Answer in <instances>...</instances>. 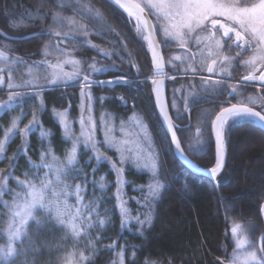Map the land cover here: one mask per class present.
Returning a JSON list of instances; mask_svg holds the SVG:
<instances>
[{"label": "trees", "instance_id": "16d2710c", "mask_svg": "<svg viewBox=\"0 0 264 264\" xmlns=\"http://www.w3.org/2000/svg\"><path fill=\"white\" fill-rule=\"evenodd\" d=\"M133 25L126 12L106 0H0V43H8L14 54L26 59L51 62L73 54L95 80L124 77L137 81L153 75L151 55ZM94 61L106 71L94 75L88 71ZM196 83L206 98L196 102L190 121L187 116L174 120L182 127L177 133L186 155L208 170L216 162L211 126L225 107L220 101L228 100V86L209 90ZM134 86L135 91L117 85L114 89L92 88V92L95 114L106 111L118 119L128 114L119 106L117 94L129 100L137 94L138 107L128 113L141 109L162 134L167 148L166 183L159 199L148 202L150 175L132 168L124 173V201L135 214L138 210L149 214L151 223L142 228L125 226L115 196L116 153L104 147L106 162H97L90 150L82 151L76 166L79 171L63 179L86 189V200L100 206L99 224L89 235L77 238L56 219L38 212L16 244L14 257L0 264H64L73 252L85 253L86 264H226L221 259L231 260L237 233H250L254 241L260 238L264 230V129L253 121L230 124L225 135V169L215 183L193 174L176 159L156 111L152 85ZM172 86L168 85V94ZM45 89L23 96L0 116V142L13 122L20 120V128L28 127L34 113L37 121L31 127L34 130L25 136L17 134L9 142L0 160V244L6 243L4 233L15 195L23 191L21 184L40 180L38 176L47 171L49 152L65 158L70 149L54 111L70 105L71 114L76 113V103L71 102L68 90ZM241 144L247 145L245 153L239 152ZM103 177L111 184L106 192L99 188ZM101 221L106 222L104 227Z\"/></svg>", "mask_w": 264, "mask_h": 264}, {"label": "rangeland", "instance_id": "374dc122", "mask_svg": "<svg viewBox=\"0 0 264 264\" xmlns=\"http://www.w3.org/2000/svg\"><path fill=\"white\" fill-rule=\"evenodd\" d=\"M134 1L149 13L155 25L164 53L168 84L173 85L169 93V103L170 113L175 120L179 121L187 116L190 121L191 109L196 102L206 98L205 94L197 90L196 82L201 83V89L203 86V89L207 88L209 90L220 89V87L226 85L228 86L227 99H231L227 101L232 104L254 107L264 114V85L255 87L252 85L240 86L239 84L243 68H247L248 74L255 75L264 69V45L246 36L249 39V43L245 45L246 47L237 51L240 54V56H237L233 53L234 51L230 48L228 42L220 35L213 36L211 34L209 22L206 25L208 31L203 29L196 30L199 33V42L195 39L196 33H193V38L189 39L188 45L183 47L178 39L169 35V33L175 31L172 27L175 21L167 18V15L171 13L166 5L171 0ZM220 2L226 5L239 3L241 6H251L253 3H259V0H220ZM122 11L128 15L131 13L130 18L134 23L133 32L144 42L148 53L152 56L150 44L152 48L154 47L146 23L137 14L136 16L134 12ZM171 12H175V9H172ZM212 19L223 21L228 26L235 25L224 16H215ZM234 27L239 30L238 25ZM8 45V43H0V53L8 55L7 60L0 61V70H5L4 72L0 71V76L4 75L0 88V105H4V107L0 108V116L11 109L16 104V101L23 96L39 93L46 90V87L68 90L71 102L76 103L77 111L71 114L73 109L70 105L65 110L57 109L54 111V118L62 126L64 138L69 142L70 149L65 158H57L53 156L52 152H49L51 158L47 164V171L38 176L37 179L40 180L38 182L33 180L27 185L21 184L23 191L15 195L12 210L10 211L9 226L4 233L6 243L0 244V261H8L14 257L16 244L21 240L26 227L35 219V215L38 212H43L45 215H50L56 219L57 212L55 209L58 206L64 213L62 216L64 224L62 226L72 233L71 225L74 223L79 232V235L75 236L77 238L89 235V231L99 224L100 206L96 205L94 200H86V189H82L79 185L73 184V182L67 183L63 179L69 172L73 170L79 171L76 166L79 164L82 151L90 150L93 155L98 157L97 162H106L104 147L116 153L119 166L115 169L117 171L115 196L120 212L121 206H123L127 213L126 216L122 217L124 224L127 227L137 225L141 228L148 224L146 217H149V214H142L140 210L135 214L129 208V204L124 201L126 194L125 183H127L124 179V173L128 168H132L138 172L150 175V184L147 187L148 202L159 199L166 183L164 181L166 179L164 178V172L166 170L167 148L165 147L162 134L156 130L151 119L141 109L139 112L134 110V112L128 113L130 109L138 107L135 102L138 99L137 94H134L131 100L122 94H117L118 96H116L118 101L119 97L124 99V101H119V106L124 108V114H128L126 117L118 119L116 115L106 111L97 116L95 114V96L92 88L101 90L104 88L114 89L117 85H124L135 91V84L144 85L150 83L153 91L155 84L152 76L137 81L124 77L112 80H95L93 76L86 73L83 63L76 59L73 54H68L59 60L51 62L37 60L32 56V58L26 59L14 54L11 46ZM220 45H223V47ZM188 50L192 51L193 54L189 53ZM241 55L243 57L239 58ZM241 59L243 60L241 61ZM240 64L243 68H240ZM23 66L27 68H23ZM39 68L43 70V73L39 72ZM88 71H91L94 75L95 73L105 72L106 69L99 65L97 61H94L88 67ZM85 76L88 77V83L91 84V87H82L85 83L83 79ZM53 80L56 81L55 84L52 83ZM189 80L191 83L187 84ZM109 81H114V83L109 84ZM251 84H255V82ZM243 87H248L249 90L254 91L250 93L249 90L245 91ZM6 96L7 98H4ZM10 97H12L11 100ZM89 97L91 98L89 99ZM60 113L66 114L63 123H61ZM81 120H83V125ZM237 122H231L230 124ZM15 124V128L11 127L5 133V135L7 134V139H5L4 135L0 142L4 144V151L0 152V160L3 159L9 142L17 134L27 135L23 131L27 127L20 128V120ZM31 130L34 129L31 128ZM41 134H43V131H41ZM243 145H240V153L246 152L245 148L247 145ZM73 148L76 149V159L72 164H69L68 159ZM102 157H105V159ZM99 183V188L102 192H106L111 185L105 177L101 178ZM77 186H79V195L82 197L80 200L77 199ZM33 189L37 192L43 189L45 203L51 206L44 209L36 208L33 210L32 216L28 217L25 215V211L26 206L32 201V196L29 193ZM53 193H59V195H53ZM22 218L27 222L21 223ZM139 221H145V223L141 224ZM105 224L106 222H103L101 226L104 227ZM13 234H15V238H13ZM263 240L264 230L256 241H254L252 234L240 231L234 237L236 246L235 251L231 255V260L228 262L221 259V261L226 264H264V260H261L264 257ZM9 246H11L12 254L6 256L5 253ZM252 253H255V258H253ZM88 259V256L83 252H73L68 256L64 264H86Z\"/></svg>", "mask_w": 264, "mask_h": 264}, {"label": "snow or ice", "instance_id": "6c2138e0", "mask_svg": "<svg viewBox=\"0 0 264 264\" xmlns=\"http://www.w3.org/2000/svg\"><path fill=\"white\" fill-rule=\"evenodd\" d=\"M118 2V0H117ZM167 8L170 11V15H167L169 20L175 21L172 27L175 29L174 32L169 33V35L173 38L178 39L181 46L186 47L188 45L189 39H192L193 33H196L195 39L199 42V33L196 32L197 29H203L208 31L206 25L210 22L211 28L216 29L217 25L220 23L219 21L212 19L215 16H224L226 19L231 20L233 24L239 26V30L235 27H225L223 24H220V27L223 29V35L228 37L229 40H232V37L229 36L230 32L235 33L234 43L237 49H243L244 45L249 43V39H246V36H249L251 40L257 41L259 44L264 45V0H259V3H253L251 6H241L239 3L232 4H224L221 3L220 0H171V2L167 3ZM121 7H124L121 5ZM136 7H139L136 5ZM172 9H175V12H171ZM142 11V9H141ZM131 16V13H129ZM57 36L60 35L59 32L56 33ZM223 47V45H220ZM150 49L152 50L153 61L156 63V66L159 67V63L156 61V52L154 48H152L150 44ZM2 71V70H0ZM211 71V69H209ZM254 77L248 76L245 79L251 80ZM11 79V77H9ZM85 83L82 87H91V84L88 83V77L84 78ZM259 79L264 81V74H262ZM118 82V81H116ZM3 83V77L0 76V84ZM53 84L56 83L55 80L52 81ZM109 84L114 83V81H109ZM155 83V81H153ZM11 87V85H9ZM91 97H89L90 99ZM12 97H10V100ZM42 104V101H41ZM4 105H0V108H3ZM225 113H230L235 119H243V118H258L259 121L264 122V115H261L260 112L252 111L250 108L239 109L233 106L231 109H225L224 112H221L219 116L216 117L218 124L213 125V132L215 136V144H216V162L213 167L208 169L207 171L210 174V178L213 180L219 175L223 168V152H224V144H225V125L228 124V121L224 118ZM61 123L64 121L65 113H60ZM37 123L36 114H33V120L30 125L25 128L23 131L25 133L31 130L33 124ZM81 124L83 125V120H81ZM232 125L228 124V129L230 130ZM13 128L16 127L15 122L12 125ZM173 139L175 141V133L173 132ZM5 139H7V134L5 135ZM107 142V141H106ZM176 148H180L179 141H175ZM94 147V145H93ZM4 151V144L0 143V152ZM119 151V149H118ZM76 159V149L73 148L71 155L69 156L68 163L72 164ZM47 187V185H45ZM162 187V185H161ZM77 199L80 200L82 197L79 195V186H77ZM32 196V201L30 204L26 206L25 215L28 217L32 216V212L36 208L44 209L46 207H50V204L45 203V195L43 189L37 192L33 189L32 192L29 193ZM53 195H59V193H53ZM57 216L56 219L59 221L61 225L64 224V220L62 216L64 213L56 206ZM70 214V213H69ZM121 214L122 217L126 216V210L121 206ZM19 215V213H17ZM75 219V217H73ZM27 221L22 218L21 223H26ZM146 222L151 223V217H146ZM139 223L143 224L145 221H139ZM103 224V221H101ZM72 233L74 236H78L79 232L76 228V225L73 223L72 225ZM13 238H15V234H13ZM12 249L9 246V249L6 251L5 255H11ZM253 258H255V253H252ZM264 260V257L261 258Z\"/></svg>", "mask_w": 264, "mask_h": 264}, {"label": "water", "instance_id": "95a60500", "mask_svg": "<svg viewBox=\"0 0 264 264\" xmlns=\"http://www.w3.org/2000/svg\"><path fill=\"white\" fill-rule=\"evenodd\" d=\"M106 1L113 4L114 6H116L118 8H120V9H122V10L124 9V7H121V5L131 8L132 10L136 11L142 17L144 22L146 23L152 45H153L154 50L156 52V61L160 65L159 67L156 66V63H154L153 56H152L154 79L156 80L155 89L153 91L154 104L156 107V111H157L159 120L163 126V129L165 130L166 134L168 135V137L171 141L174 155H175L176 159L185 168H187L190 172H192L195 175L207 177L216 183L217 178L224 171L225 165H226L227 156H226L225 145H224V152H223V160H224L223 168L215 180L210 178V174L206 169L198 167L185 154V152L182 148V145L180 143L178 133H177L179 126L177 125V123L174 121V119L172 118V116L170 114L165 58H164L162 46H161L160 41H159V37L157 35L154 23H153L150 15L146 12V10L141 5H139L134 0H118V2H117V0H106ZM136 5H138L139 7H136ZM141 9H142V11H141ZM15 40H19V39H15ZM4 58H5V56L0 53V60H3ZM262 74H264V72ZM259 82L262 83L263 81L260 80ZM233 106H235L236 108H239V109L250 108L252 111L260 112L257 109H254V108H251L248 106H244V105H230V106L222 109L216 115V117L219 116L221 114V112H224L225 109H231V108H233ZM191 111H193V108L191 109ZM227 114H229V113H225V115H227ZM261 115H263V114L261 113ZM216 117L214 118V120L212 122V126H211L214 143H215V136H214V132H213V125L218 124ZM252 119L264 129V122L259 121L258 118H252ZM173 132L175 133V141H179V143H180L179 149L176 148V143H175V141L173 139V135H172ZM215 150H216V144H215ZM261 218H262L263 229H264V202H263L262 207H261Z\"/></svg>", "mask_w": 264, "mask_h": 264}, {"label": "flooded vegetation", "instance_id": "af4514ba", "mask_svg": "<svg viewBox=\"0 0 264 264\" xmlns=\"http://www.w3.org/2000/svg\"><path fill=\"white\" fill-rule=\"evenodd\" d=\"M217 21H219L220 23L217 25V27H216V29H212L211 28V24L209 25V28H210V32H211V34L213 35V36H215V35H220L225 41H227L228 42V44H229V46H230V48L234 51L233 53L235 54V55H237V56H240V54L237 52L239 49H237L236 48V46H235V43H234V39H235V33L234 32H230L229 33V36L230 37H232V40H229V38L228 37H225L224 35H223V29L220 27V24H223L225 27H228V25H226V23H224L223 21H220V20H217ZM230 26V25H229ZM235 25H232L231 27H234ZM236 28V27H235ZM238 30V29H237ZM246 39H247V37H246ZM244 47H246L245 45H244ZM189 51V50H188ZM189 53H191V54H193V52L192 51H189ZM231 55V54H230ZM233 56V55H232ZM236 56V57H237ZM233 57H235V56H233ZM243 56L241 55V57H239V58H242ZM238 58V57H237ZM240 60V59H239ZM243 59H241V61H242ZM240 68H243V66L240 64ZM237 70V69H236ZM242 70V69H241ZM5 70L3 69V71L2 72H4ZM238 71V70H237ZM263 71H264V69L260 72V73H258V74H248V71H247V68L245 67V68H243V73H242V77L239 79V81H240V86H249V85H252V86H255V87H261V86H263L264 85V82H262V83H260L259 81H260V79H259V77H260V75L263 73ZM3 76V80H4V75H2ZM234 76V75H233ZM248 76H252V77H254L253 79H251V80H248V79H245V77H248ZM253 82H255V84H251V83H253ZM0 86H1V84H0ZM244 88V90L245 91H248L249 90V88L248 87H243ZM252 91H254V90H252ZM229 100H231V99H229ZM231 103V102H230Z\"/></svg>", "mask_w": 264, "mask_h": 264}, {"label": "bare ground", "instance_id": "6f19581e", "mask_svg": "<svg viewBox=\"0 0 264 264\" xmlns=\"http://www.w3.org/2000/svg\"><path fill=\"white\" fill-rule=\"evenodd\" d=\"M124 10L134 12V14H135V15L137 14V15L141 18V20H142V17H141L138 13H136L134 10H132L131 8H129V7H127V6H124ZM137 15H136V16H137ZM224 118L228 121V124H230L231 122L245 121V120H250V119H252V118L235 119L230 113L227 114V115H225ZM228 124L225 125V131H226V129H227Z\"/></svg>", "mask_w": 264, "mask_h": 264}]
</instances>
